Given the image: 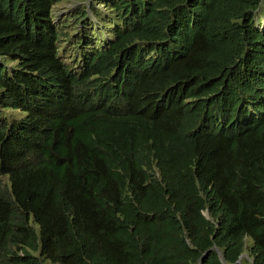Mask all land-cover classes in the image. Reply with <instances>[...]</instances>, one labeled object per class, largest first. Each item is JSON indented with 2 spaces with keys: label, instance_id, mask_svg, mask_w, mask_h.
<instances>
[{
  "label": "trees",
  "instance_id": "trees-1",
  "mask_svg": "<svg viewBox=\"0 0 264 264\" xmlns=\"http://www.w3.org/2000/svg\"><path fill=\"white\" fill-rule=\"evenodd\" d=\"M63 1L0 0V264H264V0Z\"/></svg>",
  "mask_w": 264,
  "mask_h": 264
},
{
  "label": "rangeland",
  "instance_id": "rangeland-1",
  "mask_svg": "<svg viewBox=\"0 0 264 264\" xmlns=\"http://www.w3.org/2000/svg\"><path fill=\"white\" fill-rule=\"evenodd\" d=\"M84 0H66L54 6L52 10V16L55 24L61 26L71 25L72 19L76 16V14L80 11L81 6L83 5ZM70 29V28H68ZM71 45L65 44L63 49L67 51V56H70L71 59L75 55L79 53L75 50V48H71ZM48 264V263H45Z\"/></svg>",
  "mask_w": 264,
  "mask_h": 264
},
{
  "label": "clouds",
  "instance_id": "clouds-1",
  "mask_svg": "<svg viewBox=\"0 0 264 264\" xmlns=\"http://www.w3.org/2000/svg\"><path fill=\"white\" fill-rule=\"evenodd\" d=\"M62 46H65V45L62 44ZM62 49H63V47H62ZM65 51H66V50H65ZM66 53H67V51H66ZM59 54H62V53L60 52ZM66 56H67V55H66ZM68 57H70V56H68ZM74 57L76 58V63H77V61L80 59V53H79L78 55H75ZM74 57H72V60L74 59ZM70 60H71V58H70Z\"/></svg>",
  "mask_w": 264,
  "mask_h": 264
}]
</instances>
